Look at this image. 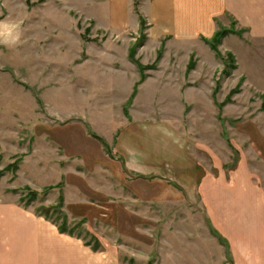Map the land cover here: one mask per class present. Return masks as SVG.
I'll use <instances>...</instances> for the list:
<instances>
[{
    "label": "rangeland",
    "instance_id": "1",
    "mask_svg": "<svg viewBox=\"0 0 264 264\" xmlns=\"http://www.w3.org/2000/svg\"><path fill=\"white\" fill-rule=\"evenodd\" d=\"M108 11L96 0H0V197L79 243L87 264H188L165 237L182 219L202 221L200 179L233 184L242 160L264 194V88L246 84L219 41L193 54L147 37L137 46L135 15L98 27L111 25ZM257 68L264 78V61ZM60 197L63 215L38 214ZM12 234L0 224V239ZM23 244L20 262L34 256Z\"/></svg>",
    "mask_w": 264,
    "mask_h": 264
},
{
    "label": "crops",
    "instance_id": "2",
    "mask_svg": "<svg viewBox=\"0 0 264 264\" xmlns=\"http://www.w3.org/2000/svg\"><path fill=\"white\" fill-rule=\"evenodd\" d=\"M96 1L109 6L111 23L103 26L95 19L98 27H124L130 23L132 12L139 22L134 27L131 24L136 32L141 30L143 17L148 40L165 41L166 48L190 46L191 54L193 50L197 53V45L202 43L210 47L207 41L227 29L229 32L218 44L220 52L234 54L246 84L264 88V78L257 68L264 61V0ZM246 51L249 52L245 54ZM248 59L256 60V73L251 72L254 66L247 65ZM234 171L238 180L233 174V184L224 182L222 176L217 181L207 176L198 182L196 191L203 200L202 221L196 217H191V221L182 219L165 237L176 255L174 262L193 264L212 256L221 263L229 260L232 264H264V194L242 175V160ZM8 223L13 234L0 239V264H87L85 250L79 243L61 238L55 226L41 221L19 203L0 197V224ZM24 230L30 233L28 237H22ZM167 238L172 239L169 242ZM23 239L34 254L26 262H20ZM10 247L16 250L9 253Z\"/></svg>",
    "mask_w": 264,
    "mask_h": 264
},
{
    "label": "trees",
    "instance_id": "3",
    "mask_svg": "<svg viewBox=\"0 0 264 264\" xmlns=\"http://www.w3.org/2000/svg\"><path fill=\"white\" fill-rule=\"evenodd\" d=\"M140 21H141L142 36H141V40L137 43V46L140 45L142 43V41H144V38L146 37L145 36L146 35L145 34V29L147 27L146 21L143 19V17H141ZM227 32H228L227 29H222V30H220V31H218L216 33V35L214 36V38L212 40H208L207 42H209L212 45L213 48L218 49L216 47V43L219 41L217 43V45H218L221 42L222 37L225 36ZM227 55H229L230 58L232 60H234V57L235 56H234L233 53L228 52ZM131 56L132 57L135 56L134 51L132 52V55ZM190 67H191V64H190ZM140 68L143 69L144 67L142 66ZM141 80L143 81V77H142ZM8 167H10V166H8ZM27 189H30V188L27 187ZM37 195H38L37 192H35L34 190L33 191L31 190V191H28V193L24 194L21 198L24 200V199H27L28 197H30L31 199H29V200L32 201L33 199L34 200L36 199ZM63 203H64V198L63 197H60L58 204H55V205H52V206H49V207H40V208H38V210H37L38 211V214L40 216L49 217V215L52 212H57L60 215H63L62 214V210H61V208H62L61 206H62ZM59 231L61 233H69L70 232L69 234H71L73 232L72 229H68V226L66 225V223H63L61 226H59ZM98 248H99V242H96L95 245H94V249H98Z\"/></svg>",
    "mask_w": 264,
    "mask_h": 264
},
{
    "label": "clouds",
    "instance_id": "4",
    "mask_svg": "<svg viewBox=\"0 0 264 264\" xmlns=\"http://www.w3.org/2000/svg\"><path fill=\"white\" fill-rule=\"evenodd\" d=\"M21 24H22V21L20 23H15V24L11 25V27L14 30H18L21 27ZM17 38H19V34H18Z\"/></svg>",
    "mask_w": 264,
    "mask_h": 264
}]
</instances>
